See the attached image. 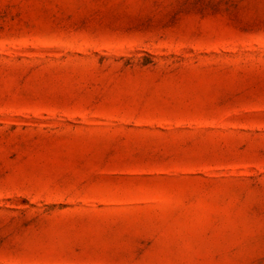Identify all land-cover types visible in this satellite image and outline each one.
<instances>
[{"label":"rangeland","instance_id":"374dc122","mask_svg":"<svg viewBox=\"0 0 264 264\" xmlns=\"http://www.w3.org/2000/svg\"><path fill=\"white\" fill-rule=\"evenodd\" d=\"M0 264H264V0H0Z\"/></svg>","mask_w":264,"mask_h":264}]
</instances>
